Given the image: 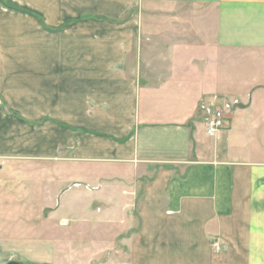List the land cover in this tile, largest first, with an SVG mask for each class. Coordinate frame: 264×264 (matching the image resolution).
<instances>
[{
    "label": "crops",
    "instance_id": "1",
    "mask_svg": "<svg viewBox=\"0 0 264 264\" xmlns=\"http://www.w3.org/2000/svg\"><path fill=\"white\" fill-rule=\"evenodd\" d=\"M142 4L190 12L157 81L131 64ZM214 96L239 105L209 138ZM84 232L97 251L63 264H264V0H0V264Z\"/></svg>",
    "mask_w": 264,
    "mask_h": 264
},
{
    "label": "rangeland",
    "instance_id": "2",
    "mask_svg": "<svg viewBox=\"0 0 264 264\" xmlns=\"http://www.w3.org/2000/svg\"><path fill=\"white\" fill-rule=\"evenodd\" d=\"M139 6L138 14H137V20H139L138 26L136 27V30H134V36H135V50L133 55L131 56V64H133V73L135 75H138L143 79H146V76H149L150 80H156V76L158 75V71L163 70V66L157 61L159 60L157 58V54L164 50L168 49V47L172 44H174L176 41L175 40H167V39H173V33H178L180 36V42L184 43L185 41L183 40L184 36H190L189 28H190V19H189V10L188 9H172L170 6H165V5H153L149 4V12H147V9L144 8L143 4L142 7ZM179 20H181V25L179 20L176 21V24L173 23L172 19L174 16L178 17ZM164 18H168L164 20ZM171 19V20H170ZM190 20V21H189ZM172 21V22H171ZM199 22V19H198ZM199 23H197V28L199 30ZM143 36H153L155 37L153 40L146 42V40H143ZM163 36V37H162ZM165 36V37H164ZM187 38V37H186ZM188 42V40H186ZM159 75H162V73H159ZM154 78H152V77ZM153 82V81H152ZM151 82V83H152ZM215 97V96H214ZM217 100H220L217 98ZM220 101H213L209 100V103L204 101L205 106H211L213 109L219 107L221 105ZM211 104H214L213 106ZM85 166H80L78 169L73 170L72 168H68L67 170L63 171V174H60L61 170H54L53 172V177L51 178L52 180V188L50 189L51 195L54 198V201L56 200L57 203H63L65 202V199L69 196L67 194V197L64 195L58 196V189L65 185L66 183H71L72 181H77V179H83L84 177H81L82 175H79V178L72 179L77 173L78 170L89 168ZM88 170V169H87ZM93 170V169H92ZM82 171V170H81ZM85 171V170H83ZM82 171V172H83ZM87 173V174H86ZM93 171H88L85 172V180L88 178L89 183L93 184L96 183V179L94 178L95 176H92ZM94 178V179H93ZM96 181V182H94ZM13 182V181H12ZM83 186V185H82ZM36 187V192L40 189L38 185ZM89 188L92 189L91 195L86 197V202H84V198L79 201V205H87L90 207L95 208H102L101 204H103L102 200L96 196L97 189L99 187H94V186H89L85 185V189ZM83 187L82 189H70L68 193L72 194L79 191L83 193ZM96 190V191H95ZM39 193V192H38ZM92 209V208H91ZM67 221H62L59 224L65 225L67 224ZM68 235L69 241H72L74 243L70 244L69 248H64V249H56V248H50L47 251H44L43 249L40 250L38 249L35 252V256H32V253L30 252L29 249H17V250H12V252L17 253L16 256L23 257L28 264H37L36 262L40 260H45L44 257L47 258V261L50 262H60L63 264V262H74L76 259L81 260L82 256L85 253H91L93 254L94 252L97 251V249L94 248H87L89 244H91V235L90 232H84V233H75ZM65 237V236H64ZM76 239V240H75ZM80 240H84L86 242L85 245L79 246ZM217 245L218 248L215 246ZM124 250V249H123ZM123 250H120L123 254ZM224 251V249L221 248V245L218 242H215L212 246V253L214 256H219L221 255L220 253ZM112 252L113 249L109 248V246H106L105 249L103 250V255L102 258L105 261H108L107 259L109 257H112ZM126 252V251H125ZM76 258V259H75Z\"/></svg>",
    "mask_w": 264,
    "mask_h": 264
},
{
    "label": "built area",
    "instance_id": "3",
    "mask_svg": "<svg viewBox=\"0 0 264 264\" xmlns=\"http://www.w3.org/2000/svg\"><path fill=\"white\" fill-rule=\"evenodd\" d=\"M213 101H220L212 97ZM212 106L214 104H211ZM239 105L237 100L222 102L221 105L215 109L211 106H203L204 114V128L205 134L209 138H216L222 131L228 127L229 115L235 107ZM89 189V188H86ZM216 248L217 245L215 246Z\"/></svg>",
    "mask_w": 264,
    "mask_h": 264
},
{
    "label": "water",
    "instance_id": "4",
    "mask_svg": "<svg viewBox=\"0 0 264 264\" xmlns=\"http://www.w3.org/2000/svg\"><path fill=\"white\" fill-rule=\"evenodd\" d=\"M6 264H21V263L20 262H17V261H10V262H8Z\"/></svg>",
    "mask_w": 264,
    "mask_h": 264
}]
</instances>
